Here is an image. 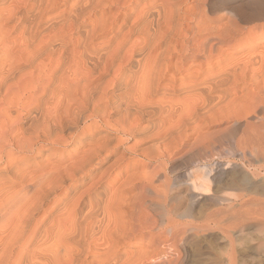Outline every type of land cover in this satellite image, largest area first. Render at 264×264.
Wrapping results in <instances>:
<instances>
[{"label": "bare ground", "instance_id": "6f19581e", "mask_svg": "<svg viewBox=\"0 0 264 264\" xmlns=\"http://www.w3.org/2000/svg\"><path fill=\"white\" fill-rule=\"evenodd\" d=\"M263 180L264 0H0V264H213Z\"/></svg>", "mask_w": 264, "mask_h": 264}, {"label": "rangeland", "instance_id": "374dc122", "mask_svg": "<svg viewBox=\"0 0 264 264\" xmlns=\"http://www.w3.org/2000/svg\"><path fill=\"white\" fill-rule=\"evenodd\" d=\"M234 134V139H236L239 135V132L236 131ZM223 136L224 135L215 137V139L217 140L220 138L218 140V143L215 139L213 140L214 145L217 144L218 147L215 145L213 146L215 148H213L212 146L210 148V145H201L197 146L198 148H194V150H190L189 153L186 152L187 154L185 152H182L178 156V158L176 157L175 163L172 167V169H174L171 174L178 176L180 175V177L178 179L179 182L177 181L178 183H176L170 189L172 195L175 194L173 195L174 199H170V202L179 203L180 205H184L186 203V188L183 184L186 178L183 177L182 174H184L187 170H190V168H194L195 164L197 163L199 164L206 160L208 162H216L217 160L222 159L221 157H219V155L217 156L216 154L219 153L220 150H222L228 144V140H226V138ZM131 144V141L127 142V145ZM202 146L203 148H200ZM221 147L222 149H220ZM57 158L58 155L54 154L53 156H51V160L53 161H55ZM231 159L235 160L232 157ZM62 191V189L59 190L58 194H62ZM223 194L234 199L231 203L226 202L222 206L225 209L227 208V211L230 212V214L228 213V215L232 218L231 220V218L229 217L230 223L228 224L229 226L227 228H230L226 230L228 233L224 232L219 227L215 228L212 233L206 234L200 232L197 241L198 246L203 251L207 240L211 241L213 246V264H264V180L263 182L261 181L258 184H255L253 186L251 185L249 186V188L247 187L245 189H241L238 187L235 188V186L229 187L228 189H225V192L223 191ZM239 195H244L243 199H248V202L238 205L237 203H240V200L237 198V196ZM236 198L237 200H235ZM48 204L50 205L51 203ZM233 217H236V219H234ZM237 218L238 221H240H236V223L235 220H237ZM200 259L202 260H199V263L195 262L193 264H207L202 256L200 257Z\"/></svg>", "mask_w": 264, "mask_h": 264}]
</instances>
